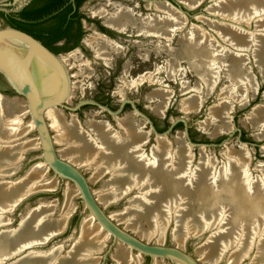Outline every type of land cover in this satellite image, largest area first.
Listing matches in <instances>:
<instances>
[{
    "label": "bare ground",
    "instance_id": "bare-ground-1",
    "mask_svg": "<svg viewBox=\"0 0 264 264\" xmlns=\"http://www.w3.org/2000/svg\"><path fill=\"white\" fill-rule=\"evenodd\" d=\"M180 1L188 7H194L199 2ZM224 1L218 0L219 5L207 10L208 16L213 20L207 21L206 26L218 37L217 41L201 31H191L176 40L180 46L176 49H171L169 42L182 29L184 19L181 12L164 2L155 7L156 16H147L144 19L134 16L126 7L115 4L114 11L107 14L106 22L119 30L130 27L137 35L162 39L164 44L159 53L164 52L169 57L166 68L169 77L178 71V64L185 61L202 79L201 85L207 92L216 85L221 70H225L224 78L229 79L237 91H241L239 87L244 82L251 84L241 68L244 53L255 45L254 37L245 30V26L254 23L252 31L264 32V20L260 19L264 13L244 9L241 4L234 7L230 0ZM263 37L261 33L257 36L258 45L255 48L258 51L253 50L254 59L259 66H262L264 58L261 51L264 48ZM103 41L91 42L97 55L110 58L112 54L119 52L116 45L105 44ZM228 50H232V54L227 63L225 58L229 54ZM62 60L66 65L67 60ZM28 67L47 100H55L65 95V102L69 101L70 88L68 90L66 81L56 68H49L41 63H31ZM141 81L142 79L134 81V85ZM226 94H222L224 97L220 99H225ZM149 96L157 101L153 111L161 115L167 105L168 92L158 90ZM199 102L193 97L186 100L184 111L198 110ZM57 109L49 107L43 113L49 132L53 133L51 138L57 147V155L82 172L91 173L87 180L89 183H95L104 176L108 177L100 187L101 190L92 191L96 202L105 209L111 201L120 200L136 191L123 212L110 214L124 229L144 242L154 239L155 242H152L162 244L167 226L174 220L177 225L174 246L182 250L190 235H197L205 230L212 231L211 239H207L195 252L200 263L216 264L226 256V264H239L243 259L248 264H264L263 164H258L260 176L252 179L247 170L249 158L242 151L230 150L225 155V163L219 168L208 157H202L199 165L192 167V158L186 148L190 146H186L183 135L178 136L181 146L175 148L176 150L170 149L172 146H169L165 136H156L157 145L150 150V157H147L142 154L143 148L140 147L147 143L149 132L142 134L134 125L120 120L117 126L121 132L97 122L88 123V130H84L79 126L78 120L72 117L66 121ZM223 110V103L220 102L210 110L209 121L202 124V128H206L215 122L211 137L229 127L228 120L222 115ZM258 112L259 120L252 123L255 126H258L256 122L264 120V108ZM27 116L29 110L26 101L0 96V225L6 226L4 223L7 222L2 215L11 214L31 190L49 191L57 184V177L47 178L50 169L45 162L31 166L23 175L14 179L15 181L12 180L19 170L24 154L28 150H40L43 144L38 134L36 138H27L36 129L30 116L31 120L25 121ZM75 195H79L78 187L68 184L65 201L58 212L59 217L54 220L51 219L56 209L54 204L39 206L28 211L19 228L1 231L0 253L13 250L11 254H15L26 245H32L31 242L44 243L43 241L46 242L60 228L63 229L64 222L67 224L72 212V197ZM213 204L219 205L214 213L196 209L212 208ZM142 221L146 228L142 227ZM9 236H16L15 239H18L8 241ZM110 239L112 237L104 227L87 215L65 254L55 251L42 254L45 260L40 258L39 264H97L99 257L96 254L102 251ZM114 245V264H140V253L121 242ZM163 261L165 260L155 259L154 264H165Z\"/></svg>",
    "mask_w": 264,
    "mask_h": 264
},
{
    "label": "rangeland",
    "instance_id": "rangeland-1",
    "mask_svg": "<svg viewBox=\"0 0 264 264\" xmlns=\"http://www.w3.org/2000/svg\"><path fill=\"white\" fill-rule=\"evenodd\" d=\"M149 1L150 0H111L106 11L111 12V10L114 8L113 5L119 4L120 6L132 9L131 11H133L134 14L139 13L143 17H153L156 16V14L152 8L155 9L158 3L164 2L165 4L169 5L168 2H170V0H155L151 4ZM213 3H215V1L204 0L203 3L194 10H186L183 7L181 8L182 12H184V15L180 13L183 16L184 25L182 29L170 39L169 46L171 49L179 48L180 46L177 44L176 40L191 31H201L208 36H213V39L217 41L216 38L218 39V37H216V35L213 34V32H211L206 26V22H209L211 19L213 20V18L209 17L208 14L206 15L203 12V10H206V8L211 6ZM170 4L172 3L170 2ZM262 18L264 20V16L260 19ZM100 21L103 22V20ZM5 26H8V23L5 20H0V27ZM254 27V23L245 26V30L251 35L252 38L254 37L253 40L255 45L253 47L251 46V49L244 53V60L242 62L241 68L243 73L246 74L245 78L249 79L251 84H249V82H244V84L239 87L241 91H237V88L233 87L232 82L229 79L224 78L223 74L225 73V70H221L219 73V79L212 89L213 91L209 88L211 91L207 92L206 88L201 85L202 79H200V77L189 68L185 61L180 62L178 64V71H176L173 76L169 77L166 71L167 65L169 63V57L163 51V53H159V51L162 49V45L164 44L163 40L157 41V39L144 36L117 35L115 36V39L117 42L116 45L119 48V52L115 54L117 56H115L112 61L105 60L102 62L101 60H95L96 58L94 59L92 54L89 51L87 53V51L84 49V58L80 57L79 51L76 49L65 53V60H67L66 63H68V74L70 76L69 93H71L69 96V101L65 102L66 105L72 108L83 101L94 102L95 104L83 103L78 109L74 111L69 108H55L62 113L66 121H69L72 117H74L76 121L78 120L79 126L84 130H88V123L97 122L103 123L104 125L107 124V126L111 127V129L114 131L121 132V129L117 126V122L120 120L121 122L127 121L128 123L135 125L138 132L147 134L150 131V126L146 123L145 118L142 116L144 115L145 117L149 118L156 131L161 133L167 130L171 122H174L176 119H184L186 126L180 121L175 122V124L172 126V129L167 133V136L164 137L168 141L167 143H169V146H172L170 149L176 150L179 146H181L178 136L183 135V133L187 131L188 137L193 143L209 144L205 150L202 149V152L205 153V155L200 152V159L202 157L211 158V160H213L215 163V166L219 168L222 166L223 162L225 163V155L230 150L234 152L242 151L244 152L245 157L249 158L250 156L251 168L255 167L257 169L254 170L256 172H251V177H257L259 176L258 173H260L258 167L260 164H263L262 166H264V154L260 152L261 149H264V120L261 122H256L258 126H255L252 123H255L254 120H259L258 111L261 108H264V58L260 68L254 59L253 50L254 52L258 51L255 48L258 45V41L256 39H258L257 36L260 35V33L264 35V32L261 31L259 33L258 31H252L254 30ZM209 28L211 27L209 26ZM131 33L133 32L131 31ZM215 41L214 43H216ZM208 43L212 44V42ZM263 49L261 51L264 55ZM227 52L230 54H228V56L225 58L226 62L228 63L231 58L230 56L232 54V50H228ZM72 56H76L78 60L74 59ZM259 60L260 59H257V61ZM261 69L263 71H261ZM140 79H142V81L139 84L134 85V81H138ZM183 88H186V90L184 91ZM158 90H165L169 94L166 108L161 114L162 116L153 111L157 101L155 98H151L149 96L151 93ZM223 91L227 93L225 97L226 100L224 98L220 99L221 97H224L222 94H225V92ZM0 94L22 100V98L16 95L14 92L11 93L10 87L2 82H0ZM192 97L198 99L201 102H199L200 106L198 110H190L188 112L184 111V102L191 99ZM124 98L132 101L138 112L142 115H139L132 105H125L123 110H121V112L114 117H112L110 113H107L103 108L100 107L104 106L115 112L119 109L120 101ZM238 99H242L240 100L241 102H239ZM220 102L221 104L223 103L224 109L222 115L228 120L229 127L228 129L221 131L216 136L211 137L210 133H212L211 131L215 126V122L210 123V125L206 128H202V124L209 121L210 110L214 108V106L220 104ZM28 120H31L29 116L26 117L25 121ZM232 127L234 132H232V135L229 136L226 133H230ZM52 134L53 133L50 131V135ZM33 137H37L35 130H33L27 136L29 139H32ZM157 141L158 138L154 139V136L149 132L148 142L145 143L143 147H141L143 148L142 154L150 157V150L157 145ZM184 141L187 144L186 146H190V148L186 147L189 149V157H194L191 166L192 164L196 165L199 157L198 148H193L189 144V141L186 139V137H184ZM55 149H57L56 146ZM220 152H222L223 160H221L219 156ZM42 162L44 161L41 160L40 150H28V152L24 154L23 159L19 164L18 173L12 180L15 181L31 166ZM258 162H260L259 166ZM247 167H249V164ZM247 170L249 172V168ZM83 173L85 178L88 180V177L91 173ZM53 177L55 178L53 172L48 170L47 178L49 179ZM104 177L95 183L88 182L92 191H99L100 187L108 180L107 176ZM66 184H69V186H74V184L71 182L62 180L60 181L57 178V184L53 189H51V191L49 190L50 192L31 196L22 202L14 210L12 215H2L7 223H9L11 220L9 224H6L5 228H2V231H12L16 229L20 217L22 215L23 217L26 216L30 210L32 211L37 207L39 208V206H50L51 204H54L56 209L55 212L52 213L51 219L54 220L58 218L59 209L62 207L65 201L64 195L67 186ZM135 195L136 191L129 193L126 197L123 196L124 198L122 197L120 200L111 201V203L105 208L106 214L123 212L130 204L128 203L130 198L132 199V197ZM72 204V215L70 214V218L68 217L69 220L65 231L58 237L53 238L50 242H48L47 245L33 248L34 251L40 254H46L50 250L54 249L53 251L59 252V254H65V250L69 248L75 238L71 237L69 240L70 235L78 228L81 219L85 214H87L86 212L85 214L82 212L83 207L79 195L72 197ZM215 209L212 210L211 208L212 211L210 210L209 213H214ZM86 216L87 215H85V217ZM119 225L123 227L122 224ZM142 225L143 228L147 227L143 221ZM176 228V221L172 220L166 229L164 238V243L166 245H175L174 232ZM213 229L215 228L212 227V230ZM211 232L212 231L210 230H205L202 235H190L184 243V249L186 252L193 254L195 258L198 259L195 255V252L197 251V248L205 243L207 238L211 235ZM111 241L112 239L108 240L105 243L102 251L99 252L100 254H96V256L99 257L97 264H114L110 257H112L116 246L114 245V247H112ZM152 241L155 242L154 239L150 242ZM27 252L28 251H25L22 255H25ZM224 257L216 264H226V256ZM163 262L165 264H172L167 261ZM8 263L9 262L5 264ZM140 264H152V260L149 257H142ZM239 264H248V261L243 259Z\"/></svg>",
    "mask_w": 264,
    "mask_h": 264
},
{
    "label": "water",
    "instance_id": "water-1",
    "mask_svg": "<svg viewBox=\"0 0 264 264\" xmlns=\"http://www.w3.org/2000/svg\"><path fill=\"white\" fill-rule=\"evenodd\" d=\"M110 1L111 0H87L84 3L83 8H85L86 10L88 9L86 13L89 16H91L93 12L95 11L94 13L95 15L103 17ZM154 1L155 0H150L149 3L152 4V2ZM203 1L204 0H199L198 4L195 5L194 7H188L187 5L183 4V2H181L180 0H170V2L174 6L170 4V2H168V4L172 8H174L175 10H179L183 14L184 12H182L181 10L182 7L186 10H194L197 7H199L203 3ZM212 1H215V3L207 7L206 10H203V12L206 15L208 14L207 10H209L210 8H215L217 5H219L218 0H212ZM230 1L232 4H234V7H236V5L241 4L243 5L242 8L244 9L248 8V10L252 9L257 12L264 13V0H230ZM16 2L17 0H0V11L1 10L6 11V10H9L10 8L13 9L16 5ZM0 20H4L1 14H0ZM92 31H88L84 35V37L89 38V36L93 33ZM87 40L88 39L85 40V43L87 42ZM82 48L83 46H78L75 49L78 51H81ZM31 63L32 64L41 63L45 66H48L49 68L50 67L56 68L59 74H61V76L64 78V81H66V85L69 90L70 77L67 72L66 66L63 63L61 54H54L48 48H46L43 44H41V42H39L38 40H36L35 38H33L27 33H24L20 30H17L9 26L0 27V75L6 81L5 82L4 80L0 78V82L6 85H9V87L14 91L16 95H18L19 97L24 99V101H26V104L29 110V116L31 117V119L33 120L36 126L35 131L41 137L42 142H43L42 148L40 149L41 160L44 161L48 165L50 171H52L54 176L57 177L60 181L62 180L66 182H71L78 187L79 197H80V201L83 207V211H82L83 214H85L86 212L87 214L85 215L92 216L96 221H98L104 227V229L112 237V241H111L112 247H114V244H116L117 242H121L125 245H128L132 250L140 253L142 257H149L152 260V264H154L155 259H163L172 264H177V263L179 264H203V263H200L193 254L186 252L185 249L184 250L179 249L173 244L166 245L164 242L162 244H158L154 242L142 241L141 239L137 238L134 234L127 231L121 225L116 223L110 217V214H106L105 209H103L96 202L93 196L92 190L90 188V185L87 181V178H85L84 173L80 169H78L77 167L69 163V161L62 159L57 155L55 145L53 144L46 120L43 115L45 109L49 107L69 108L72 111H74L78 109L79 106L83 103H91V104L92 103L95 104V103L83 101L79 103L77 106L70 108L65 103V95L55 100H47L44 94L42 93V91L40 90V88L38 87V85L36 84V82L34 81V78L31 74V70L28 67V65H30ZM0 96L9 97L3 94H0ZM126 101L132 105V107L135 109L137 113H139L135 105L133 104V102L127 99L121 102L119 109L115 112L111 111L107 107H104V106H100V107L103 108L107 113H110L112 117H114V116H117L121 112L123 104ZM139 115H142V114L139 113ZM142 116L145 118L146 123L150 126L149 132L150 134L154 136V139L156 136H167V133L172 129V126L175 124V122L180 121L184 123V125L186 124L184 119H176L174 122H171L170 126L167 128V130H165V132L160 133L154 129L149 118L145 117L144 115ZM232 132H234L233 127H232L231 132L226 133V134L231 136ZM183 135L186 137V139L189 141V144L193 148L194 147L198 148L199 157L197 160V164L196 165L192 164L193 167H196L200 161V157H201L200 152H202V149L205 150L209 144L193 143L192 141H190L187 131H185ZM222 152L219 153L221 160H223ZM260 152L264 154V149H261ZM203 154L205 155V153ZM193 159L194 157H192L191 163H193ZM260 162H258V164ZM250 164H251V158L249 156V167L248 168L250 172V178L255 179L258 176L254 178L251 177V174H252L251 172H256V171H254L255 167L251 168ZM258 174L260 176V173ZM50 191L31 190V192L27 193L28 195L22 199L19 205L31 196L38 195V194H45ZM218 206L219 205L213 204L212 210L215 208H218ZM196 209L209 211L211 210V207H208L207 209H204V208H196ZM12 213L9 215H12ZM22 217L23 215L20 217L17 228H19L22 222V219H23ZM84 217L81 219L78 228L70 235L69 240L71 239V237L77 236V233L79 232V228H80V225ZM68 220H67V224H68ZM9 223H4V224H9ZM67 224H65L64 222V225H65L64 228L63 229L60 228L61 230L59 229L55 233V235H51L46 242L43 241L44 243H32L31 242L32 245L30 244L26 245L25 247L21 248L20 251L18 252L14 250L16 251L15 254H11L13 250L1 252L0 253V264H5L7 262H9L8 264H24V263L25 264H39L40 258L45 260V257L42 254L34 251L33 248L43 247L47 245L48 242H50L53 238L58 237L65 231ZM3 227L5 228L6 226L1 224L0 232L3 230L2 229ZM209 228L212 229L211 227ZM203 233L204 231L202 233L197 234L196 236L202 235ZM1 237L2 236L0 235V238ZM15 237L16 236H13V237L9 236L7 237V240L8 241L14 240ZM210 237L211 235L207 239H211ZM6 244L8 245V243ZM53 250L54 249L50 250L46 254H49ZM25 251H28V252L25 255H22ZM29 252H32L33 254ZM110 259L113 261L112 257H110Z\"/></svg>",
    "mask_w": 264,
    "mask_h": 264
},
{
    "label": "flooded vegetation",
    "instance_id": "flooded-vegetation-1",
    "mask_svg": "<svg viewBox=\"0 0 264 264\" xmlns=\"http://www.w3.org/2000/svg\"><path fill=\"white\" fill-rule=\"evenodd\" d=\"M86 1L87 0H17L13 9L10 8L6 11L1 10L0 13H2V17L6 22L7 18L11 17L14 19L15 23L13 26L7 22L9 27L29 34L54 54H62V59H65V53L78 46H83L84 48L79 51L80 57H85L84 49L87 53L89 51L92 54V57L94 59L96 58L95 60H101L102 62L105 60L112 61L117 55L112 54L110 58L101 57L97 55L94 47L92 48L91 42L93 40H104L103 42H105V44L116 45L117 42L115 36L117 35L144 36L157 39L154 36L137 35L130 27L125 28L124 30H119L116 27L108 25L106 22L107 16L114 11V8L111 12L105 11L103 17L95 15V11L89 16L86 13L88 9L86 10L83 8ZM128 10L131 11L132 9ZM154 11L157 15V10L154 9ZM131 12L133 13V11ZM133 15L142 19L147 17H143L139 13H133ZM100 20H103V22ZM88 31H92L93 33L89 38H85L84 35ZM86 39L88 40L85 43ZM160 40L162 39H157V41ZM73 57L78 60L76 56ZM67 64L68 63H66L65 66L68 72ZM0 78L4 80L1 75ZM11 91L13 90L11 89ZM123 100H125V98ZM123 100L120 101V105ZM125 105L131 104L127 101L124 102L121 110H123ZM141 147H143V145Z\"/></svg>",
    "mask_w": 264,
    "mask_h": 264
},
{
    "label": "trees",
    "instance_id": "trees-1",
    "mask_svg": "<svg viewBox=\"0 0 264 264\" xmlns=\"http://www.w3.org/2000/svg\"><path fill=\"white\" fill-rule=\"evenodd\" d=\"M1 15H2V13H0ZM7 22L11 25V26H13L14 25V23H15V21H14V19L13 18H7ZM11 93H13V91H11Z\"/></svg>",
    "mask_w": 264,
    "mask_h": 264
}]
</instances>
